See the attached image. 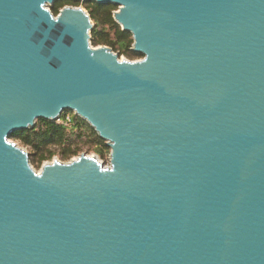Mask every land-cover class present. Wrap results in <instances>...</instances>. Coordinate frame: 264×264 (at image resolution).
<instances>
[{
  "label": "water",
  "instance_id": "obj_1",
  "mask_svg": "<svg viewBox=\"0 0 264 264\" xmlns=\"http://www.w3.org/2000/svg\"><path fill=\"white\" fill-rule=\"evenodd\" d=\"M0 0V264H264V0ZM64 111L110 148L44 162L9 136Z\"/></svg>",
  "mask_w": 264,
  "mask_h": 264
},
{
  "label": "trees",
  "instance_id": "obj_2",
  "mask_svg": "<svg viewBox=\"0 0 264 264\" xmlns=\"http://www.w3.org/2000/svg\"><path fill=\"white\" fill-rule=\"evenodd\" d=\"M79 3L58 0L51 5L50 11L57 15L64 6H78ZM83 7L93 23L90 31V43L93 47L108 46L118 56L123 55L129 60L142 57L131 51L132 35L123 31L113 18L117 6L87 1L83 3ZM9 139L27 150L30 164L37 169L54 157L67 162L81 153H93L102 161H109L110 148L105 144V140L72 111L62 112L55 121L39 119L32 128L16 131Z\"/></svg>",
  "mask_w": 264,
  "mask_h": 264
},
{
  "label": "rangeland",
  "instance_id": "obj_3",
  "mask_svg": "<svg viewBox=\"0 0 264 264\" xmlns=\"http://www.w3.org/2000/svg\"><path fill=\"white\" fill-rule=\"evenodd\" d=\"M49 9H50V7H51V5H48L47 6ZM74 7H80V8H83L84 10H85V8L83 7V3H79V5L78 6H74ZM117 10V9H116ZM115 10V11H116ZM119 59H125V60H127L128 58L127 57H125V56H123V55H121V56H119ZM138 59H140V58H138ZM129 60V59H128ZM17 145H19L18 143H17ZM19 147H21L23 150H25V151H27L24 147H22V146H20L19 145ZM88 155H90V156H94V157H97L95 154H93V153H89ZM98 158V157H97ZM52 160H59L57 157H54ZM51 160V161H52ZM98 160L99 161H101L105 166H109V161L108 162H106V161H102L100 158H98ZM51 161H47L46 163H50ZM60 161V160H59ZM63 162V161H62ZM32 168L35 170V171H40V169H41V167L39 168V169H37V168H35V167H33L32 166Z\"/></svg>",
  "mask_w": 264,
  "mask_h": 264
}]
</instances>
